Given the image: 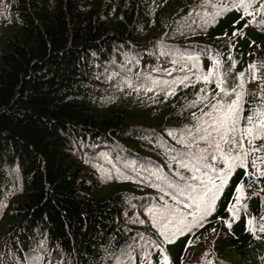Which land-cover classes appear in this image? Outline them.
Segmentation results:
<instances>
[{"label":"trees","instance_id":"trees-1","mask_svg":"<svg viewBox=\"0 0 264 264\" xmlns=\"http://www.w3.org/2000/svg\"><path fill=\"white\" fill-rule=\"evenodd\" d=\"M239 2L0 0V264H264V138L186 206L185 153L226 167L204 113L264 111V0Z\"/></svg>","mask_w":264,"mask_h":264},{"label":"snow or ice","instance_id":"snow-or-ice-1","mask_svg":"<svg viewBox=\"0 0 264 264\" xmlns=\"http://www.w3.org/2000/svg\"><path fill=\"white\" fill-rule=\"evenodd\" d=\"M248 6L249 5L245 4V0H240L239 4L236 5L237 8L244 7L246 14H248ZM218 64L219 61H216V65ZM249 67L255 68L256 66L250 65ZM213 75L214 73L210 70L201 78L204 80L205 83H209L211 82V78L213 77ZM253 78L255 79V76H253ZM184 80H187V77H185ZM184 80H181L180 83H184ZM215 82L217 87L221 88V91L227 94L226 90L221 87L223 81L217 78ZM233 92H235V89H233ZM171 94L173 93L170 92L169 95ZM241 98L242 93H237V98L226 106L221 105L219 101L216 104L211 105L213 111L219 112L220 115L214 116L212 112L204 113L205 116H208L210 118L212 123L207 127H197L196 129L197 132L202 131L204 133L200 136V139H212V141L214 142L215 149L220 152L222 160L226 164V167L220 170L215 179L207 174V170L210 169V166L204 162L203 156L196 157L190 152L184 154L185 156L191 157L193 159L194 163L192 165V170L194 173L199 172L201 168L206 170L203 176L193 175L192 177L193 180H200V185L189 184L186 186L188 189V197L191 202L186 206H195L196 210L194 212H190L189 215L196 218L197 223L214 210L215 202L218 198V195L223 189V187L226 185L233 170L236 167L246 166L247 158L250 152L261 150L258 148H253L252 142L256 138H264V111L258 110L256 116L246 117L247 126L244 128L239 127ZM204 99H206V97H204ZM194 103H198V101ZM257 117H259V119H257ZM209 128L211 129V131L209 130ZM169 134L171 135V133ZM245 141H247V144L249 146L247 148L245 147ZM178 142L186 143L183 136H181ZM222 144L229 145L228 152H224ZM262 148H264V146H262ZM233 151L236 152L235 155H232ZM212 158L215 159L216 157L213 156ZM251 163L252 167H256L255 160H253ZM182 166L188 167L187 164H184ZM261 175H264V172H262ZM217 180L219 181V183H217ZM184 191V189H181V195L184 194ZM242 191L243 184L241 183V185H238L236 188V192L238 193V195L234 197V199L236 200V204L241 203L242 196L239 194H241ZM228 211L238 214V209L235 207V205L230 207ZM182 222L183 221H181V223ZM169 223H171V221H169ZM226 223L229 222L226 221ZM249 223L251 224L252 222L250 221ZM229 227H231L230 223ZM260 230L264 231V224L260 225ZM177 231L182 232L183 229L177 228ZM173 235H175V233H173ZM165 260H167V257H165Z\"/></svg>","mask_w":264,"mask_h":264}]
</instances>
